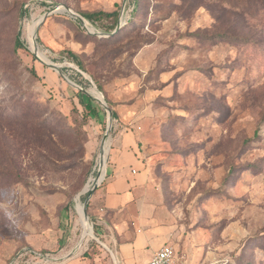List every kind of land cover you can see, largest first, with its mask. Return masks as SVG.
Returning <instances> with one entry per match:
<instances>
[{
	"label": "rangeland",
	"instance_id": "1",
	"mask_svg": "<svg viewBox=\"0 0 264 264\" xmlns=\"http://www.w3.org/2000/svg\"><path fill=\"white\" fill-rule=\"evenodd\" d=\"M135 1L128 20L130 0H0V264L117 263L95 190L90 237L75 208L98 175L97 96L115 112L97 188L114 150L146 179L134 231L185 264H264V0ZM58 5L124 24L110 34Z\"/></svg>",
	"mask_w": 264,
	"mask_h": 264
},
{
	"label": "crops",
	"instance_id": "2",
	"mask_svg": "<svg viewBox=\"0 0 264 264\" xmlns=\"http://www.w3.org/2000/svg\"><path fill=\"white\" fill-rule=\"evenodd\" d=\"M111 158L108 175L104 183L95 189L90 208L92 215L107 227V232L103 228L101 230L105 232V238L110 244L107 250L111 257L117 260L116 263L114 259L115 263L140 264L150 259L162 246L161 241L158 243V239L153 238L151 233L134 231L132 224H129L130 212L134 207L132 201L146 179L141 173L132 172L133 161L127 151L114 150ZM105 173L104 166V173L99 182ZM140 215L135 217L141 225L143 221Z\"/></svg>",
	"mask_w": 264,
	"mask_h": 264
},
{
	"label": "water",
	"instance_id": "3",
	"mask_svg": "<svg viewBox=\"0 0 264 264\" xmlns=\"http://www.w3.org/2000/svg\"><path fill=\"white\" fill-rule=\"evenodd\" d=\"M125 1L126 0H123L124 3H125ZM60 9H62L63 12H67L68 14H70L71 16H73L74 18L78 19L80 22H83L85 20L80 14L74 12L69 7L64 6V5H58L57 7H55V10L54 11H59ZM48 14L49 13H46V14L43 15V17L41 18V20L38 23V25L47 17ZM123 24L124 23H121L120 21H118L117 22V25H116V27L114 29V31L112 33H110V34L116 33ZM34 35H35V33H34ZM33 42H34V47L32 48V52H33L34 56L36 57V59L39 60L43 64H47V65H50V66L55 67V65L53 63H51V62L47 63L43 59H41V57H39L37 55V51H38L37 50V45L35 44V40H33ZM69 82L71 84H73L74 86H76L77 88H79L81 91L86 92L84 89H82L81 87L77 86L73 82H71V81H69ZM95 99L97 100V98H95ZM101 104L107 110L108 122H107V126H106V131H105V133H104V135L102 136V139H101V146H100V150H99V159L100 158L103 159V155H104V151H105L104 148H105V145L107 143L108 131H109V128L111 126V118H112V110L109 107H107V104L106 103L101 102ZM101 162H103V161L101 160ZM100 165H101V163L99 162V168H100ZM98 174H99V169H98ZM99 183L100 182H98V179H96V183L92 186V188L87 190V196H86L84 202L82 203L83 214H84V217H85V219H86L87 222H88V214H87L86 208H87V205L89 203L91 194L97 188V186H98ZM82 242H83V237L80 238V240H79L78 244L76 245V247L74 249H72L69 253H67L64 256V258H70L71 256H73L75 254V251L78 249V247L81 245ZM49 259H52V258H49Z\"/></svg>",
	"mask_w": 264,
	"mask_h": 264
},
{
	"label": "trees",
	"instance_id": "4",
	"mask_svg": "<svg viewBox=\"0 0 264 264\" xmlns=\"http://www.w3.org/2000/svg\"><path fill=\"white\" fill-rule=\"evenodd\" d=\"M130 2L132 3V10L130 12V17L128 20H130V18H132L133 13L136 10V1L135 0H130ZM24 6V5H23ZM24 14L27 13V8L24 7ZM78 14H80L84 19H86L87 21H89L92 24H100L105 22L106 20H110V23L108 25H106L105 23H103L105 25L104 29L106 31H111L116 27V23H117V19H118V11L114 10L111 12H106V11H81L78 12ZM14 46L15 48H22V49H26L24 46L23 41L20 39V34L17 33L15 38H14ZM69 56L71 57V59L77 64V66L79 67V69L84 70V67L82 65V63L78 60L77 55L75 53H73L72 51H69ZM30 73L34 76H36V73L34 70H31ZM85 112L89 113L90 115H94L96 114V110L94 107L91 106L90 102H87L83 105ZM112 116H115V112L112 111ZM86 195V194H85Z\"/></svg>",
	"mask_w": 264,
	"mask_h": 264
},
{
	"label": "built area",
	"instance_id": "5",
	"mask_svg": "<svg viewBox=\"0 0 264 264\" xmlns=\"http://www.w3.org/2000/svg\"><path fill=\"white\" fill-rule=\"evenodd\" d=\"M27 5L25 4L24 7L27 8ZM140 264H184V261L172 245L165 244L158 248L150 259Z\"/></svg>",
	"mask_w": 264,
	"mask_h": 264
},
{
	"label": "bare ground",
	"instance_id": "6",
	"mask_svg": "<svg viewBox=\"0 0 264 264\" xmlns=\"http://www.w3.org/2000/svg\"><path fill=\"white\" fill-rule=\"evenodd\" d=\"M33 44V43H32ZM33 47H34V45H33ZM97 98V100L101 103V102H103V103H105L100 97H96ZM101 160L103 161V162H101ZM99 162L101 163V165H100V168H99V174H98V176H97V178L96 179H98V182H99V180H100V177H101V175H102V171H103V168H104V165H105V156L103 155V159L102 158H100L99 159ZM89 189V187H84V189H83V192H86L87 190ZM81 204V203H80ZM75 208H76V211H77V213H78V215L82 218V220H83V222H84V227H86L87 226V232H86V234H87V237L89 236H91V234H92V230H91V227L88 225V222L86 221V219H85V217H84V214H83V210L82 209H79V202H76V206H75Z\"/></svg>",
	"mask_w": 264,
	"mask_h": 264
}]
</instances>
